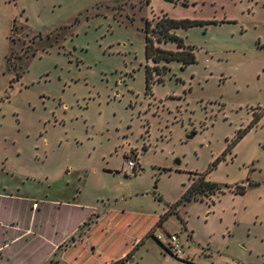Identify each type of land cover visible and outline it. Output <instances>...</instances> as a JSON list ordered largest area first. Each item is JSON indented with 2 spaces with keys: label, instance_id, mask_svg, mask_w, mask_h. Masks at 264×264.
<instances>
[{
  "label": "rangeland",
  "instance_id": "1",
  "mask_svg": "<svg viewBox=\"0 0 264 264\" xmlns=\"http://www.w3.org/2000/svg\"><path fill=\"white\" fill-rule=\"evenodd\" d=\"M175 1L0 0V264H264V0Z\"/></svg>",
  "mask_w": 264,
  "mask_h": 264
},
{
  "label": "trees",
  "instance_id": "2",
  "mask_svg": "<svg viewBox=\"0 0 264 264\" xmlns=\"http://www.w3.org/2000/svg\"><path fill=\"white\" fill-rule=\"evenodd\" d=\"M203 23L200 22H192V21H180L173 20L168 17V15H164L159 19L155 25H151L149 21L145 28V49H146V59L147 61H152L155 64H160L162 62L165 63H179L182 66V70H185L190 65L197 63V57L195 54V47L190 46L186 43V39L179 37L176 34L177 29H188L195 25H200ZM154 40H156L159 44H175L177 46L176 51L164 50L155 47ZM147 75V94L152 92V70L150 67L146 68ZM164 82V81H163ZM162 81L160 83H163ZM136 170V168L134 169ZM216 187L215 183H211L205 181V179L200 180L199 182H193V186L189 189V191L184 195L182 201L178 203V205L183 202H191L195 199H198L203 193H206V189L214 190ZM204 188V190H202ZM215 192V191H214ZM246 191L235 192V194H245ZM170 213V212H169ZM171 214V213H170ZM168 215H165L160 219L159 223L156 225L159 226L165 222ZM86 223L83 224L85 226ZM153 228V227H152ZM90 232V229H89ZM89 232L85 233L86 238H90ZM149 235H153L152 231L148 233ZM141 243V242H140ZM131 255V254H128ZM121 258L117 261H113L109 264H122L126 263L125 261L128 258Z\"/></svg>",
  "mask_w": 264,
  "mask_h": 264
},
{
  "label": "built area",
  "instance_id": "3",
  "mask_svg": "<svg viewBox=\"0 0 264 264\" xmlns=\"http://www.w3.org/2000/svg\"><path fill=\"white\" fill-rule=\"evenodd\" d=\"M129 164L132 168V170H134L137 166V163L135 160L130 159L129 160ZM163 235L159 234L156 239L159 242L163 241ZM163 244L165 246L168 247V250L170 251V253L172 254L173 257H176L178 259H182L184 252H183V247L180 243V239L179 236L177 234H168L166 239L163 241Z\"/></svg>",
  "mask_w": 264,
  "mask_h": 264
},
{
  "label": "water",
  "instance_id": "4",
  "mask_svg": "<svg viewBox=\"0 0 264 264\" xmlns=\"http://www.w3.org/2000/svg\"><path fill=\"white\" fill-rule=\"evenodd\" d=\"M165 1L168 2V3H174L175 2V0H165ZM192 137H193V135L190 136L189 139L192 138ZM178 165H179V162H178Z\"/></svg>",
  "mask_w": 264,
  "mask_h": 264
},
{
  "label": "crops",
  "instance_id": "5",
  "mask_svg": "<svg viewBox=\"0 0 264 264\" xmlns=\"http://www.w3.org/2000/svg\"><path fill=\"white\" fill-rule=\"evenodd\" d=\"M150 227H151V226H150ZM150 227H149V228H150ZM147 229H148V227H147ZM146 231H147V230H146ZM130 249H132V248H130ZM128 252H129V250H128ZM124 254H125V253H124ZM126 254H127V253H126ZM126 254H125V255H126Z\"/></svg>",
  "mask_w": 264,
  "mask_h": 264
},
{
  "label": "flooded vegetation",
  "instance_id": "6",
  "mask_svg": "<svg viewBox=\"0 0 264 264\" xmlns=\"http://www.w3.org/2000/svg\"><path fill=\"white\" fill-rule=\"evenodd\" d=\"M176 2V1H175Z\"/></svg>",
  "mask_w": 264,
  "mask_h": 264
}]
</instances>
